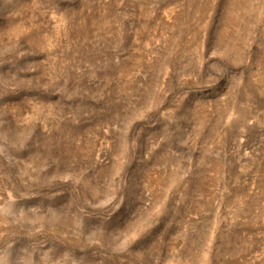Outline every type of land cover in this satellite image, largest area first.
<instances>
[{"label":"rangeland","instance_id":"obj_1","mask_svg":"<svg viewBox=\"0 0 264 264\" xmlns=\"http://www.w3.org/2000/svg\"><path fill=\"white\" fill-rule=\"evenodd\" d=\"M0 264H264V0H0Z\"/></svg>","mask_w":264,"mask_h":264}]
</instances>
